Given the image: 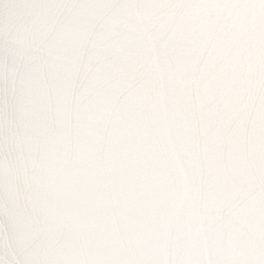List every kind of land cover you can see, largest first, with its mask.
<instances>
[{
	"label": "water",
	"instance_id": "water-1",
	"mask_svg": "<svg viewBox=\"0 0 264 264\" xmlns=\"http://www.w3.org/2000/svg\"><path fill=\"white\" fill-rule=\"evenodd\" d=\"M182 2L0 0V191L33 264H264V0Z\"/></svg>",
	"mask_w": 264,
	"mask_h": 264
},
{
	"label": "clouds",
	"instance_id": "clouds-1",
	"mask_svg": "<svg viewBox=\"0 0 264 264\" xmlns=\"http://www.w3.org/2000/svg\"><path fill=\"white\" fill-rule=\"evenodd\" d=\"M172 7V14L175 19L180 21H194L201 16L211 15L220 23L242 20L246 5L233 2V0H214V2H205V0H184ZM14 122V117L9 116ZM15 132L14 123L12 127L5 126V145L4 157L8 158L11 150L9 137ZM9 179L7 175L3 178L4 190L0 191V229L6 234L12 235L16 243V260L14 264H33L27 259L33 242L27 236V227L24 216L25 210L22 209L19 194H13L8 190ZM264 246V245H262ZM234 264H249L248 261L238 260Z\"/></svg>",
	"mask_w": 264,
	"mask_h": 264
}]
</instances>
